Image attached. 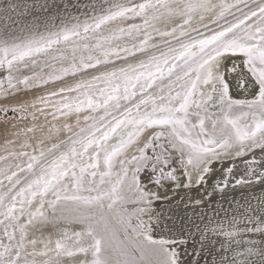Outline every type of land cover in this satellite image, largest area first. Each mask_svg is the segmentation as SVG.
<instances>
[{
	"label": "snow or ice",
	"instance_id": "6c2138e0",
	"mask_svg": "<svg viewBox=\"0 0 264 264\" xmlns=\"http://www.w3.org/2000/svg\"><path fill=\"white\" fill-rule=\"evenodd\" d=\"M0 20V264H264V0Z\"/></svg>",
	"mask_w": 264,
	"mask_h": 264
},
{
	"label": "water",
	"instance_id": "95a60500",
	"mask_svg": "<svg viewBox=\"0 0 264 264\" xmlns=\"http://www.w3.org/2000/svg\"><path fill=\"white\" fill-rule=\"evenodd\" d=\"M29 2H30V0H0V7H4L10 3L24 5V4L29 3ZM66 2L69 5H71L74 2V0H66ZM84 2H85V0H80V3H84ZM73 11H75V10H73ZM4 23L5 22L3 20H0V27H3Z\"/></svg>",
	"mask_w": 264,
	"mask_h": 264
},
{
	"label": "bare ground",
	"instance_id": "6f19581e",
	"mask_svg": "<svg viewBox=\"0 0 264 264\" xmlns=\"http://www.w3.org/2000/svg\"><path fill=\"white\" fill-rule=\"evenodd\" d=\"M201 264H210V257L206 253L201 256Z\"/></svg>",
	"mask_w": 264,
	"mask_h": 264
}]
</instances>
